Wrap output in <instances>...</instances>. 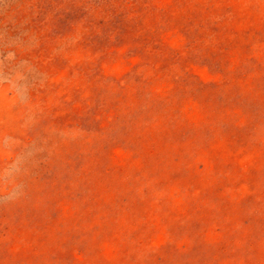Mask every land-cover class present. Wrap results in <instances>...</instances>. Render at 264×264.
<instances>
[{"label": "rangeland", "instance_id": "374dc122", "mask_svg": "<svg viewBox=\"0 0 264 264\" xmlns=\"http://www.w3.org/2000/svg\"><path fill=\"white\" fill-rule=\"evenodd\" d=\"M0 264H264V0H0Z\"/></svg>", "mask_w": 264, "mask_h": 264}]
</instances>
